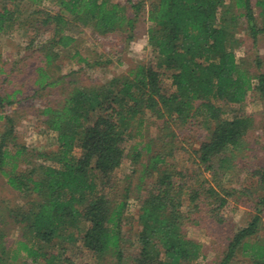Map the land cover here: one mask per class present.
Returning a JSON list of instances; mask_svg holds the SVG:
<instances>
[{
    "label": "trees",
    "instance_id": "trees-1",
    "mask_svg": "<svg viewBox=\"0 0 264 264\" xmlns=\"http://www.w3.org/2000/svg\"><path fill=\"white\" fill-rule=\"evenodd\" d=\"M129 5L133 16L114 0L0 1V33L29 32L28 46L40 55L35 90L61 83L64 77L56 76L54 68L62 52L73 49L71 57L88 63L74 50L81 27L99 35L120 32L130 41L135 23L145 15L152 55L105 82L74 85L59 104L37 109L56 147L35 154L17 140L19 111L4 114L7 106L22 101L23 91L0 86V119L5 122L0 174L25 198L7 210L21 233L13 247L5 217L0 218V264H74L65 245L76 240L91 256L84 264H124L126 259L130 264H198L203 245L185 227L224 223L228 199L243 192L226 179L254 125L244 109L248 94L256 90L264 103V70L253 73L237 57V29L243 21L256 42L264 32V0H131ZM255 62L262 64L259 57ZM12 71L14 66L4 81ZM226 106H231L228 114ZM150 118L160 123L153 137L147 128ZM194 125L207 131L193 150L194 168H173L169 158L179 146L176 129ZM126 158L140 168L123 185L115 172ZM254 175L261 190L255 213L233 231L214 264H264V237L259 235L264 164ZM132 195L139 200V230L135 252L128 255L130 238L123 224Z\"/></svg>",
    "mask_w": 264,
    "mask_h": 264
},
{
    "label": "rangeland",
    "instance_id": "rangeland-1",
    "mask_svg": "<svg viewBox=\"0 0 264 264\" xmlns=\"http://www.w3.org/2000/svg\"><path fill=\"white\" fill-rule=\"evenodd\" d=\"M1 1V0H0ZM124 4L127 12L133 16V11L129 5L131 0H114ZM136 1V0H132ZM149 0H146L148 2ZM45 7L52 8L49 2H45ZM261 24V21L258 20ZM149 22L145 15H141L134 26V38L127 41L123 33L99 35L89 27H81L76 33V42L74 50L81 53L88 59V63L79 62L77 57H71L73 49L67 53H61L57 61L58 66L54 68L56 76L64 77L61 83L52 88L36 89L34 78L36 76L35 68L41 64L40 55L35 50L29 48L28 42L30 34L22 29H14L6 33H0V64L4 66L5 73L0 74V86L5 89L13 90L20 88L23 91L21 102H15L5 108L4 114L14 110L19 111V118L16 120L15 133L17 140L24 144L32 154L38 150H51L56 147L55 135L47 130L42 122V117L36 112L46 104L55 106L59 104L72 86L77 84H93L105 82L111 77L125 72L128 68L138 61L150 59L151 49L147 41V29ZM242 24L237 29V36L241 39L240 45L236 49L238 58L246 60L253 73L264 70V32L259 33L256 42L252 41L250 35L244 30ZM48 33L43 34L40 39L46 38ZM38 44V43H35ZM37 47V46H36ZM262 60V64L257 65L256 58ZM12 66L14 71L8 75L7 81H4L6 73H9ZM167 74V73H166ZM165 83L170 80L165 75ZM231 106H226V114L229 113ZM14 109V110H13ZM244 109L254 118L253 128L248 132L245 138L243 149L237 152L233 167L226 180L240 191L236 196L228 199L223 208V216L226 219L224 223L200 222L199 225H187L186 233L203 245V254L198 260V264H214L221 258L230 236L233 231L245 226L255 213V198L260 194L257 177L254 172L264 164V103L256 90L251 91L244 104ZM150 118L149 134L153 137L159 130L160 123H153ZM4 120L0 119V132L4 127ZM146 128V129H147ZM145 129V130H146ZM177 130V145L174 149V155L169 158V165L178 170H191L194 168L192 157L195 149L199 147L201 139L207 134L206 129L194 125L190 128H181ZM145 133V131H144ZM35 158V157H34ZM32 158V159H34ZM21 168L25 164H19ZM138 167L133 166L126 158L120 167L116 170L115 176L120 180V184L128 182L126 176L134 175ZM136 170V172H134ZM135 173V174H134ZM136 176V175H135ZM136 178V177H135ZM136 180L133 181V184ZM135 195V191H131ZM132 197L128 201L126 219L124 220V234L130 238L126 246V254L135 252L139 224L137 221L139 200ZM25 198L12 189L6 181V178L0 174V218L5 217L8 229V244L12 247L17 238H19L20 229L7 216L8 208L23 204ZM262 229L259 232L260 237H264V211L262 212ZM66 256H69L74 264H84L92 261L89 252L84 248L81 240L73 243H66ZM21 254L18 261L23 259ZM124 264H130V260H125Z\"/></svg>",
    "mask_w": 264,
    "mask_h": 264
}]
</instances>
